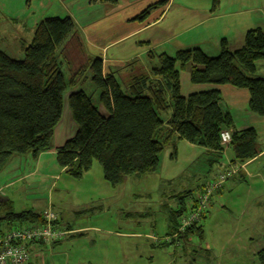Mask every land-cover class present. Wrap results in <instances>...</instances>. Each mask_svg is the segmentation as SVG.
Wrapping results in <instances>:
<instances>
[{
    "label": "rangeland",
    "instance_id": "obj_1",
    "mask_svg": "<svg viewBox=\"0 0 264 264\" xmlns=\"http://www.w3.org/2000/svg\"><path fill=\"white\" fill-rule=\"evenodd\" d=\"M154 2L126 0L124 7L112 15L106 17L107 9L98 8L92 10L88 19L86 11L73 8L70 1L67 9L72 10L76 35L81 41L79 49L84 54L81 52L79 56L74 45L66 50L67 60L61 57L65 80L71 78L73 69L78 70L84 64L86 57L108 59L107 68L119 70L117 75L121 79L127 74L126 65L133 61H140L139 72L143 73H149L157 65L156 60L149 59V50L156 56L163 52L174 56L179 43L194 41L208 54H214L212 46L200 41L202 37L196 39L205 28L193 27L199 19H192V25L181 17L172 19L176 13L186 12L179 7H174L161 23L154 24L163 7L141 19L140 14ZM68 10L52 9L49 18L56 15L65 18L70 14ZM35 20L41 19H0V50L12 59L22 60L23 48L32 40ZM128 34L129 37L103 51ZM77 90L92 94L98 104V91L87 72L75 88L65 93L62 125L70 123L67 98ZM170 114L161 116L168 120ZM187 145L185 141L178 143L173 159L171 150H165L156 172L128 177L116 187L104 179L97 161L81 178H74L55 159L48 158L44 165H39L30 156H14L0 174V187L13 182L2 191L1 197L13 202L14 211L43 212L50 208L65 225L83 229L77 233L67 230L69 235L60 244L39 247L32 253L30 264H259L257 254L264 249V163L253 164L249 168L252 177L245 181L239 177L228 180L219 197L213 198L212 208L210 204L209 213L200 223L204 228L203 240L169 235L170 212L180 208L182 201L184 206L192 202L191 197L182 200L178 195L192 191L195 196L201 185L223 171L220 164L210 165L203 150L189 161ZM177 244L181 248H176Z\"/></svg>",
    "mask_w": 264,
    "mask_h": 264
},
{
    "label": "trees",
    "instance_id": "obj_2",
    "mask_svg": "<svg viewBox=\"0 0 264 264\" xmlns=\"http://www.w3.org/2000/svg\"><path fill=\"white\" fill-rule=\"evenodd\" d=\"M91 1L117 3L116 0ZM218 4L219 0H213V10ZM153 8L154 5L144 10L140 18L145 19ZM80 42L71 17H51L38 23L30 44L23 48L22 60L12 59L0 50V174L14 156L30 155L36 159L51 150L54 131L64 111L65 93L75 88L87 72L98 91V104L84 90L69 94L67 105L76 132L56 149L58 166L74 178H81L95 161L112 187L121 185L128 177L154 173L167 147H172L175 155L174 137L205 150L211 166L223 160L225 148L220 140L223 131L231 132L229 148L239 164L262 153L254 129L231 131L233 120L223 109L220 91L183 97L180 87V71L188 70L194 85L246 89L250 94L249 111L264 117V79L256 75L257 63L264 61L261 30H249L243 46L236 51H231L223 40L216 57L200 49L181 50L175 57L150 52V59L158 63L149 73H135L140 65L133 61L125 67L130 73L126 71L121 79L117 75L119 70L105 74L101 58L86 57L84 64L78 70L73 69L66 81L61 57L67 60L66 50L70 45L78 49L80 56ZM80 59L84 57L81 55ZM168 112L170 118L165 121L161 114ZM182 215L183 210L177 211L172 221L180 220ZM33 223H43L42 213L16 212L12 201L0 200V234ZM203 233L199 224L181 239L191 236L203 240ZM257 258L259 264H264V249Z\"/></svg>",
    "mask_w": 264,
    "mask_h": 264
},
{
    "label": "crops",
    "instance_id": "obj_3",
    "mask_svg": "<svg viewBox=\"0 0 264 264\" xmlns=\"http://www.w3.org/2000/svg\"><path fill=\"white\" fill-rule=\"evenodd\" d=\"M70 1L72 2L73 8L85 10L86 11L85 16L88 19L93 14L92 10L94 9L106 8L107 11L105 15L107 17V16L112 15L115 11H118L119 9L123 8L124 3L126 2V0H116L117 3L115 5H110V4H101L99 2H92L91 0H0V19H41L43 20L45 18L50 17L49 16L51 15L50 10L52 9H55V11H59V9H61L62 11L67 12L68 10L67 4ZM151 5H154V8L151 10V12L154 9L155 10L159 9L160 7H163L162 9H164L161 12L160 16L156 18L157 20L154 22V24L155 23L157 24V22L161 23L159 22L161 19H166L170 13L172 14L171 10L174 7H179L180 9L186 12L185 13L178 12L176 13V16H172V19L181 17L180 19H184V22L189 25H192V23H194L192 19H196V20L199 19L198 21L200 20L201 21L200 22L197 21V23L194 24L193 27H199L202 25L205 26L203 33L197 34L196 39L199 37H202L200 41L202 43H205L206 45L212 46V53L214 54H208L207 53L208 51L206 52L201 48L200 46L201 44L195 43L194 41L189 42L190 44H187L188 41L186 43H183V42L179 43L177 45L176 53L181 50L200 49L206 55L210 57H216L220 53V45L223 40L227 42L228 47L231 51H236L243 46L245 35L249 30L259 29L264 33V0H219V4L215 10H212L213 0H155V2ZM206 9H210L208 10L209 13ZM71 11L72 10L70 9L68 10V13L70 14H68L67 17H71V16L73 17V15L71 14ZM52 17H59V15L52 16ZM41 20L34 21L33 29H32L33 34H34L36 26ZM15 21L16 20H14V22ZM147 27L148 26L139 28L138 30H136V32L143 31ZM136 32H134L133 34H135ZM165 32L167 33V31ZM126 37H129V34L125 36L124 38L116 40L112 42V44L107 45L103 51H105L111 45L121 42ZM185 44H187L188 46H185ZM150 52H153V51L149 50L148 56ZM161 54H165L169 56L166 52H163ZM175 55L169 56V57H175ZM102 60L104 64V72L106 70H108L109 72V69L107 68V65L109 63L108 59L106 60L102 59ZM136 61H137V65L141 66L140 61L139 60H136ZM140 70L141 69L139 70L136 69L135 73L139 72ZM126 71L130 73L129 68L125 69V72ZM256 75L264 79V61L257 63ZM189 82L191 83L189 71L188 70L180 71V87H181V95L183 97H188L189 95L195 94V93L206 92V91H211V90H218L220 91L221 96H222L223 109L228 111L231 114V117L233 120V129L231 131L240 132V131L247 130V129H254L257 132L259 144L263 148L262 153L257 158L251 161H248L245 164H239L238 162L235 161L234 155L233 153H231V149L228 146L225 148L224 153H223V160L220 162L221 168L223 169V171H220V172H224L228 170L230 167L239 169L236 175L230 177L228 180H234L235 178L239 177L240 180L245 181L248 177H252V175L249 173V168L255 163H261V164L264 163V117H260L252 113L251 111H249L248 104L250 101V94L248 90L238 89L230 85H210V84L194 85L192 83H191L192 85H189ZM184 87L187 89V92H184ZM69 118H70L69 124L62 125L61 123L62 119H61L60 123L57 125L54 131L51 150L41 153L36 159L32 158L30 155H27V156H30L31 160L34 159V162L38 163L39 165L45 163L48 158H52L56 160V149L63 146V144L68 139L73 137L76 131V125L74 124L73 120H71L70 115H69ZM56 140H57V144L54 143L56 142ZM173 140L175 142V150H176L175 155L173 156L174 150L172 147H167L165 149V150L167 149L171 150V154H170L171 159L177 156L178 143H183L185 141V140L179 139L178 137H174ZM187 146L190 151V154H188L189 161L196 158L198 154L200 153V150H203L202 148H199L190 143H188ZM204 151L205 150H203V152ZM159 163H160V157H159ZM220 172L216 173L211 180H208L203 185H201L198 188V191L196 192L195 196H193L192 191L183 192L178 195V198L182 200L184 198L191 197L192 202L188 206H184V202L182 201L180 202L181 204L180 208L178 207L174 211L170 212L169 220H170L172 227H171V231L169 235L170 234L173 235V233L175 232V230L178 228V225H179L178 223L179 220L176 222L172 221V218H171L173 217L172 215L176 213L177 211L183 210L182 216H184L189 211H191L192 208L197 203L199 194L204 190L205 187H207L210 184V182L216 179L217 175ZM227 181L222 185L221 188L215 190L212 193L211 200H210L211 208L213 206V203H212L213 198L219 197V195L224 190V187L227 184ZM12 183L13 182H8L4 186L0 187V200L1 201L10 200L6 198H2L1 194H2V191L5 188H8V186L11 185ZM209 211L207 210L203 220L205 219ZM56 217H57V221L55 225L58 228L72 231V233L81 232L83 230V229L74 230L70 228V226L65 225L60 219V217L58 216V214H56ZM174 226H176V229H174ZM203 232H204V228H203ZM71 236H74V235H71ZM203 238H204V233H203ZM60 243L61 242H59L58 244ZM42 246L44 245L40 243H33V244L28 245V250L30 252V262H31L32 253L36 252L37 249H39V247H42ZM178 247L180 246L177 244L176 248ZM182 250H184L183 246H182Z\"/></svg>",
    "mask_w": 264,
    "mask_h": 264
},
{
    "label": "built area",
    "instance_id": "obj_4",
    "mask_svg": "<svg viewBox=\"0 0 264 264\" xmlns=\"http://www.w3.org/2000/svg\"><path fill=\"white\" fill-rule=\"evenodd\" d=\"M221 145L226 148L230 145L232 136L230 131H223L220 135ZM239 169L230 167L220 172L216 179L204 188L199 194L196 205L179 220V225L173 233V238H179L193 226L199 225L203 216L210 207L212 193L221 188ZM42 224H22L4 234H0V264H29L30 252L28 245L40 243L51 245L61 241L69 232L56 227L57 217L52 209L42 212Z\"/></svg>",
    "mask_w": 264,
    "mask_h": 264
}]
</instances>
